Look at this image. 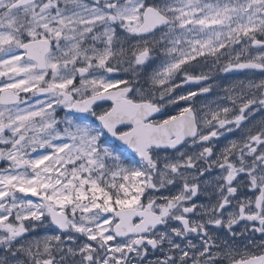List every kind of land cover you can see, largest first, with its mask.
Instances as JSON below:
<instances>
[{"label": "snow or ice", "instance_id": "obj_1", "mask_svg": "<svg viewBox=\"0 0 264 264\" xmlns=\"http://www.w3.org/2000/svg\"><path fill=\"white\" fill-rule=\"evenodd\" d=\"M0 264H264V0H0Z\"/></svg>", "mask_w": 264, "mask_h": 264}, {"label": "flooded vegetation", "instance_id": "obj_2", "mask_svg": "<svg viewBox=\"0 0 264 264\" xmlns=\"http://www.w3.org/2000/svg\"><path fill=\"white\" fill-rule=\"evenodd\" d=\"M150 258L154 259L155 257H150Z\"/></svg>", "mask_w": 264, "mask_h": 264}, {"label": "rangeland", "instance_id": "obj_3", "mask_svg": "<svg viewBox=\"0 0 264 264\" xmlns=\"http://www.w3.org/2000/svg\"><path fill=\"white\" fill-rule=\"evenodd\" d=\"M173 114H175V113H173Z\"/></svg>", "mask_w": 264, "mask_h": 264}]
</instances>
